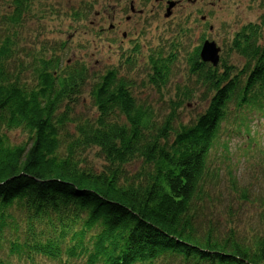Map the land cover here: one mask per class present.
I'll use <instances>...</instances> for the list:
<instances>
[{"label": "trees", "instance_id": "trees-1", "mask_svg": "<svg viewBox=\"0 0 264 264\" xmlns=\"http://www.w3.org/2000/svg\"><path fill=\"white\" fill-rule=\"evenodd\" d=\"M33 1L8 0L0 17V250L7 254L0 264H13V255L30 263L264 264V225L247 231L227 220L225 227L202 203L220 178L211 155L223 125L243 123L250 113L264 117V15L229 44L242 66L204 62L202 40L189 53V73L206 86L208 101L193 121L178 119L190 100L185 90L161 119L139 99L129 74L133 55L124 72L117 67L96 76L95 114L78 116L74 109L91 73L83 62L65 60L66 42L23 59L19 28ZM170 44L169 51L148 54L157 87L169 81L177 57L180 45ZM13 129L29 139L11 143L6 131ZM93 148L101 169L86 155ZM135 162L139 168L129 170Z\"/></svg>", "mask_w": 264, "mask_h": 264}, {"label": "rangeland", "instance_id": "rangeland-1", "mask_svg": "<svg viewBox=\"0 0 264 264\" xmlns=\"http://www.w3.org/2000/svg\"><path fill=\"white\" fill-rule=\"evenodd\" d=\"M132 4L135 14L131 12ZM7 8L8 0H0V17ZM31 8L19 28L27 51L22 52L23 59L28 62L31 54L66 42L65 60H78L90 69L91 77L74 109L78 116L95 114L90 90L96 76L117 67L124 72L127 56L133 55L136 62L129 74L136 80L139 99L152 105L161 119L172 111L174 101L181 99L185 90L190 93V100L183 102L177 114L181 121L190 122L204 112L208 101L204 96L206 86L189 73V53L201 44L203 36L221 47L219 66L224 60L242 66L244 59L229 51V44L243 25L261 21L264 0H198L195 4L184 0L170 17L166 16L167 4L159 0H34ZM192 9L197 10L196 15H190ZM77 10L84 13L83 17L73 15ZM202 15H206L207 22ZM3 27L0 20V28ZM137 30L139 33L134 35ZM172 41L180 45L174 52L177 57L171 63L169 81L157 87L149 77L148 54L159 47L169 51ZM134 44L139 46L135 52ZM248 115L243 123L237 120L223 125L221 140L211 155L212 166L220 170V178L209 185L202 203L206 205V214L218 213L223 226H228L227 220H233L241 230L251 231L264 225V117ZM245 125L250 126L256 145L250 144ZM6 134L13 144L29 139L22 129ZM86 155L101 169L103 159L96 149H89ZM140 164L135 162L128 169L136 170ZM233 178L236 186L232 184ZM6 255V251L0 250V256ZM18 260L15 255L11 258L13 264H61L44 258L36 263L22 257Z\"/></svg>", "mask_w": 264, "mask_h": 264}, {"label": "water", "instance_id": "water-1", "mask_svg": "<svg viewBox=\"0 0 264 264\" xmlns=\"http://www.w3.org/2000/svg\"><path fill=\"white\" fill-rule=\"evenodd\" d=\"M176 3L174 1H170L167 11H166V16H170L172 14L171 9ZM202 47L200 50V56L201 60L204 62H208L212 65L218 66L220 63V55H221V47L217 45L215 41H210L206 39L205 41L202 42Z\"/></svg>", "mask_w": 264, "mask_h": 264}, {"label": "flooded vegetation", "instance_id": "flooded-vegetation-1", "mask_svg": "<svg viewBox=\"0 0 264 264\" xmlns=\"http://www.w3.org/2000/svg\"><path fill=\"white\" fill-rule=\"evenodd\" d=\"M170 1H174V2H176V4L172 7V9H171V12H172V14L170 15V16H173V14H175V9H177L178 8V6H180L183 2H184V0H159V2H161V3H166L167 4V6L169 5V3H170ZM186 1H190L192 4H195V3H197V1L198 0H186ZM135 8H134V5L132 4L131 5V12L133 13V14H135ZM192 11V13H190V15L192 16V15H196V11L195 10H191ZM133 14H132V19H133ZM169 16V17H170ZM202 20L203 21H205L206 20V15H202ZM205 22H207V21H205ZM113 27V26H112ZM134 33V32H133ZM139 32H138V30L134 33V35L135 34H138ZM134 40H136V38L134 37ZM202 42L203 41H205L206 39L205 38H203V36H202ZM136 43V42H135ZM201 43V42H200ZM134 46H135V44H134ZM137 46H135V48H136Z\"/></svg>", "mask_w": 264, "mask_h": 264}]
</instances>
